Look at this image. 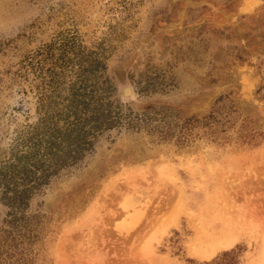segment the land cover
Wrapping results in <instances>:
<instances>
[{
	"label": "rangeland",
	"instance_id": "obj_1",
	"mask_svg": "<svg viewBox=\"0 0 264 264\" xmlns=\"http://www.w3.org/2000/svg\"><path fill=\"white\" fill-rule=\"evenodd\" d=\"M263 94L264 0H0V221L7 167L56 152L34 168L48 175L31 182L21 264H200L232 248L264 264ZM221 95L253 139L179 145L126 124L162 107L201 117ZM114 106L128 116L109 127ZM219 216L236 242L195 256Z\"/></svg>",
	"mask_w": 264,
	"mask_h": 264
},
{
	"label": "trees",
	"instance_id": "obj_2",
	"mask_svg": "<svg viewBox=\"0 0 264 264\" xmlns=\"http://www.w3.org/2000/svg\"><path fill=\"white\" fill-rule=\"evenodd\" d=\"M261 89L262 86L258 87L256 94ZM258 97L264 98V94ZM237 114L240 113L233 107L229 96L221 95L214 101L210 111L201 117L191 116L182 119L176 112L162 107L153 110V112H141L138 114L140 116L138 119H130L126 124L131 129L149 128L148 130L158 132V135L163 139L175 137V141L179 145H186L194 138L205 136L228 140L233 128L243 140L245 137L253 139L257 132L253 128H249L245 120L236 128ZM127 116L128 113L116 110L115 106L114 108L110 107L107 109L106 124L109 127L114 126L120 122L121 117ZM153 118L154 122L151 121ZM50 142H48L49 145L52 143ZM45 155L34 162L11 163L7 167L9 172L3 174L4 188L1 199L5 200V205L9 210L6 217L0 221V264L23 263L28 245L37 235L32 229L33 216L27 214L26 207L27 199L36 187V183L32 184L31 182L42 180L48 175L44 170L41 176H37L34 168L42 160L44 163H47L48 160L51 162L56 152L54 154L46 152ZM59 157L58 159H60ZM200 264H238V260L235 250L232 248L222 251L214 258Z\"/></svg>",
	"mask_w": 264,
	"mask_h": 264
},
{
	"label": "bare ground",
	"instance_id": "obj_3",
	"mask_svg": "<svg viewBox=\"0 0 264 264\" xmlns=\"http://www.w3.org/2000/svg\"><path fill=\"white\" fill-rule=\"evenodd\" d=\"M217 222V227L210 226L208 229L203 225H198L200 226V234L204 239L193 245L192 251L195 256L210 259L218 251L228 249L236 242L237 228H235L232 220L221 216Z\"/></svg>",
	"mask_w": 264,
	"mask_h": 264
}]
</instances>
